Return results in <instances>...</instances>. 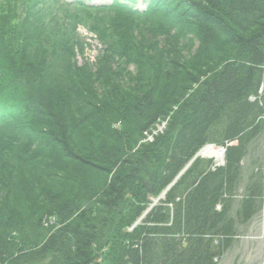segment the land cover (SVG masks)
<instances>
[{
  "label": "trees",
  "instance_id": "obj_1",
  "mask_svg": "<svg viewBox=\"0 0 264 264\" xmlns=\"http://www.w3.org/2000/svg\"><path fill=\"white\" fill-rule=\"evenodd\" d=\"M34 1L42 0H27L26 8L14 0H0V26L7 19L5 28L0 27V264H94L100 251L103 264H217L215 260L228 251L234 236L229 208L216 210L221 188L227 191L234 186L237 162L245 151L247 136L253 138L259 128L254 123L260 110L249 102V97L257 92L263 76L264 0H215L224 24L217 25V30L239 46L238 51L233 47L237 54L226 59L215 77L204 81L200 92L193 94L183 111L171 119L164 136L150 148H143V153L154 161L148 166L137 163L143 153H134L127 159L124 151L136 147V132L142 134L167 117L172 104H178L186 86L192 85L183 70L191 71L193 60H180L178 49L174 57L146 54L145 41L131 33L144 25L139 15H149L133 9L138 0H124L125 4L114 0L108 5L60 3L66 13L72 12L71 18L59 16L62 25L55 33L60 40L43 32L41 35L44 28L56 26L58 20L43 11L35 12ZM46 1L43 0L45 6ZM177 1L185 10L172 13L170 5ZM153 3L162 29L144 30L149 41L165 29L167 43L174 46L179 26L188 27L182 29L183 37L195 33L202 42L211 38L205 26L194 31L195 26L180 25L181 20L194 25L196 21L201 25L208 21L190 2ZM85 12L112 13L109 18L115 21L109 22L107 17L101 19L104 21H91ZM121 17L124 18L119 24L116 18ZM72 19L89 26L98 36L102 45L98 65L75 64L73 45L79 38ZM39 22L40 27L35 25ZM201 29H206V33H196L203 32ZM67 30L70 34L65 33ZM236 33L243 35L240 41L235 39ZM159 60L165 74L160 75L155 69ZM126 66L137 69L136 78H131L138 79L137 87L130 92L117 84L115 76L127 74ZM154 75L157 76L152 80ZM97 93L104 99L99 101ZM98 101L102 108L96 106ZM74 112L84 115L76 116ZM122 119L130 135L111 129V124ZM93 122L108 128L102 133H110L112 142H105L99 152H80L83 149L76 147L77 159L65 143L75 142V134L84 133L78 130L80 125ZM75 143L82 147V141ZM230 143L234 145L227 148L225 168L211 173V162L197 159L164 201L149 209L148 197H159L204 145ZM60 147L70 157L52 154ZM124 162L128 177L132 178V184L127 186ZM22 175L28 184L18 182ZM18 184L22 185L21 190L26 185H49V192L42 191L34 199L28 196L30 193H21L24 200L28 196L24 202L27 207L17 206L22 215L30 214L32 230L26 229L16 207L11 208V200L17 201ZM42 200L52 210L44 214L58 221L54 231L41 227L43 213L32 217L31 206L36 207ZM148 209L140 224L129 232L126 228ZM253 209V203L248 201L238 214L249 221ZM116 217L124 226L112 224ZM107 239L112 243L102 246ZM104 247L107 249L102 250Z\"/></svg>",
  "mask_w": 264,
  "mask_h": 264
},
{
  "label": "rangeland",
  "instance_id": "obj_2",
  "mask_svg": "<svg viewBox=\"0 0 264 264\" xmlns=\"http://www.w3.org/2000/svg\"><path fill=\"white\" fill-rule=\"evenodd\" d=\"M16 3L20 4H25L26 8V1L27 0H14ZM25 3H22V2ZM64 0H47L46 6L44 5L43 0L42 1H34L32 3V7L35 12H45L47 15H54L57 19H54L57 25L54 27L47 26L41 31L46 33L49 38H55L56 40L59 39V34L55 33L59 31L60 25H62L61 20L59 16L66 15L70 17L72 15V12L66 13L65 11L67 10L66 8H62L59 10V7H61V2ZM66 1H73V0H66ZM83 2H92L93 5L95 4H101V5H108L111 4L114 0H80ZM137 1V0H136ZM186 2H190L191 5L196 6L195 11H199L200 13L206 15L207 23L203 20V23L199 21L197 22V25H194V22L191 21H183L182 24H180V20H177L181 26H195L194 31L199 29V27H207L208 32V37L211 38H206V41H201V39L198 37L197 34H192L188 35L189 37H183V28L188 27H183L181 28L180 26L177 27V44L175 43L174 46L169 45L166 41L165 37V29H163L164 33L163 34H157L156 36H151L152 40L149 41V38L146 37L145 33H143L144 30L148 29V27L155 28V27H160L162 29V26H160L162 23L160 21V16H157V14H154L155 12V5L153 3V0H138L133 4V9L135 11L140 12H145V14L149 15H139L141 17V21L144 25H142L138 31L131 30L132 35L135 34L138 36L139 39H142L145 41L143 45L146 46V54L151 55L150 57H155V53H163V56H173V54L177 53V49L181 52L179 55L180 60L181 59H192L193 63H190L191 66V71L187 68L183 70V73L186 78L189 79L190 83L192 85H187L185 88V93H183V97L178 98V104H172L170 108V112L167 115V117L163 119H159L155 124L150 125L147 127L148 130H145L142 134H139L136 132V137H138L137 145L134 147V149H130L131 151H124L126 154L127 159L130 158L134 153L140 152H146L143 148H150L155 144L157 139L160 136H164V134L168 131V129L171 127V119L173 117H176L181 111H183L184 106L187 105L193 94H198L201 90L202 84L206 79H211L215 77L219 72H221L224 62L226 59H229L231 56L236 55V50L238 51L237 45H234L233 43H230L225 37L224 34H221L222 32H218L217 30V25H222L223 21L219 16H221V12H217L216 7L217 4L215 0H185ZM119 3L125 4L124 0H119ZM161 3V2H159ZM31 4V1H30ZM181 2H175L174 6L170 5V9L172 13H174L177 10H185V7L183 4L181 5ZM211 6V7H210ZM150 8V9H148ZM177 9V10H176ZM148 10V11H147ZM87 18L91 21L93 20H101L105 19L106 17L109 19V22L112 21L114 22L115 20L111 17L109 18V14L112 13H104V12H95V13H83ZM89 15V16H88ZM71 18V17H70ZM121 18H116L119 22V24L122 22ZM146 18V19H145ZM15 19V18H14ZM203 19V18H200ZM7 20V19H6ZM6 20H4V24H6ZM20 20V19H19ZM38 20V19H37ZM151 20V21H147ZM72 21H74L72 19ZM104 21V20H101ZM75 22V21H74ZM76 23V22H75ZM3 26H0L3 28ZM40 22L35 24L36 26L40 27ZM199 24V25H198ZM7 25V24H6ZM121 26V25H120ZM199 26V27H198ZM213 28V29H212ZM206 29H201L198 30L196 33L205 34ZM123 31V30H122ZM215 33H214V32ZM75 34L76 36L78 35L79 40L77 43H73V47L76 50L75 53V64L78 66H83L85 64L89 65H95L99 63L100 58H99V50L101 49L100 42L98 41V36H96L92 31H90L89 26H84L81 22L76 23V28H75ZM120 32V31H119ZM172 32H175V30H172ZM207 32V33H208ZM66 34H70L67 30L65 32ZM219 33V34H217ZM182 34V35H180ZM240 36L242 37L240 33H236V40L240 41ZM202 38V37H201ZM55 40H51V42H54ZM215 41V42H214ZM193 44V45H192ZM142 45V44H141ZM188 45H192V48H190ZM234 45V46H233ZM233 47H236L233 49ZM170 53V54H168ZM210 53V55L208 54ZM190 57V58H188ZM176 58V57H175ZM204 63V65L201 66V64ZM232 61H228V64H231ZM98 65V64H97ZM156 68L158 69V74H165V70L163 72V62L162 60L157 61L155 64ZM90 66V67H91ZM112 66V65H111ZM103 68H106V66H103ZM113 69L115 67H112ZM199 68V71L197 70ZM261 69L263 70V76L261 83L257 87V92L253 93L252 96L249 97V102L255 104L256 110H260L259 116L255 118V123L254 125H258V131L256 134H253V138L250 139L249 136H247V143L245 144V151H243L242 154L239 156V160L237 162V177L235 183L233 182L234 186L230 188V190H225L224 187L221 188L222 195H221V201L217 205L216 210L218 212H221L223 209V206H227L229 208V217L233 220L234 224V236L232 237V245L228 249V251L223 255V257L220 260H215L217 264H264V62L262 63ZM127 74L122 75V74H116V80L117 84L119 86L124 87L125 89H129L132 91L135 89L137 86V80L132 81V79L136 78V72L137 69L133 66H126ZM155 76L152 78V80L155 79ZM142 77H145L144 75ZM160 77V76H159ZM195 80H193L194 78ZM132 78V79H131ZM162 80L164 78L162 77ZM124 90V89H123ZM126 91V90H125ZM136 95V94H135ZM97 96L100 99H104L103 96L99 93H97ZM120 99V97H119ZM96 102V106L99 108H102V105L99 104L100 102ZM124 102V101H123ZM121 106L119 103L114 102ZM186 110V109H185ZM76 116H83V112H74ZM75 115H72L73 117ZM102 117L104 118V121L107 123L106 116L103 114ZM117 119V118H116ZM111 120V118H109ZM125 121L124 119L122 120H117L115 123L111 124V129L114 131H122V134L127 133V124L126 128L125 127ZM81 129H78L79 131L83 130L84 133H79L80 135L78 136L75 134L77 137L73 138V141L79 142L82 141V147H78L75 142H71L65 145L70 146V151L74 153L77 159H79V149H83L82 151H85L84 149H91L94 151L99 152V150L102 148V145L105 144V142H110V133L108 134H103L102 132L106 131L108 132V128L103 124L98 126V123L96 124L93 122L92 124H83L80 125ZM74 129V128H73ZM86 129H89L86 131ZM109 128V131H111ZM100 132L103 134L101 135ZM121 134V135H122ZM130 135V133L128 132ZM133 136V135H132ZM137 140V139H136ZM112 142V141H111ZM86 143V144H84ZM228 146H233V143L227 144ZM74 146V147H73ZM100 146V147H99ZM211 146H214L211 148ZM228 146L226 145H213V144H207L204 145L196 155L193 156V158L184 166V168L179 172L178 177H182L188 169L191 168L192 164L197 160L201 159L207 162H211V168L209 172L215 173L219 169H223L226 166L227 160H226V154L228 151ZM77 147V148H76ZM212 150H211V149ZM101 151V150H100ZM52 154L55 155H61L62 157H70L68 155V152L64 148H57L56 150L52 151ZM77 154V155H76ZM142 158L137 160L138 162H142V164H146V166L149 165V163L153 164L154 161L150 159V156L145 153L142 154ZM223 156V157H222ZM125 157V158H126ZM67 161V159H65ZM82 162V161H81ZM67 163H70L67 161ZM127 163L124 162V170L127 172L126 175L127 177L124 179V186L131 185L132 184V178L128 177V170H127ZM116 165V164H115ZM123 163H121V166ZM112 166L115 167L112 163ZM115 170L117 171V165ZM36 173V172H35ZM29 174V173H28ZM32 177H36V174ZM13 180V179H12ZM11 180V181H12ZM27 177L25 175L21 176V179H19L18 182L22 183H27ZM176 178L165 188V190L162 192V194L159 197H151L149 196V209L155 207L156 205H160L162 201H164L166 194L172 189L178 182ZM48 184V183H47ZM22 185L18 184V197L16 198L17 201L11 200L13 203L11 208H15L21 216H23L24 220H21L24 222V224L27 225L28 230H32L33 226L30 225V214H21V211L18 209V206H21L22 208H26L27 206H24V202H26V199L29 197H32V199L36 198L35 196L39 197L40 192H47L49 185L47 187H41V184H37L35 188L30 187V185H26L23 187L21 190ZM46 188V190H45ZM52 191V189H51ZM49 192V191H48ZM21 193H30L28 194L27 198L24 200L23 195ZM26 196V195H25ZM82 197V196H81ZM83 198V197H82ZM45 201V200H44ZM43 200L39 203H35V205H38L33 207L31 206V209L33 210L32 212V217L34 215H40L41 213L44 214L51 212V207L47 206L46 201L44 202ZM248 201H251L253 203V215L252 218L249 221H245L242 219L238 212L241 211V206L243 203H246ZM10 202V203H11ZM44 202V203H43ZM131 204H134V201L130 202ZM128 204V203H127ZM50 208V209H49ZM149 209L132 225L131 227H127L129 232H132L139 224L140 222L144 219L146 214L148 213ZM40 216V223L41 227H43L45 230L46 229H51L55 230L58 227V221L55 218L49 217L50 214H44ZM136 215V213H135ZM35 218V217H34ZM114 225H118L119 227L124 226L125 223L121 222L117 217L114 218V221L112 222ZM25 225V226H26ZM25 226L23 227L24 230ZM30 227V228H29ZM125 229V230H126ZM52 231V232H53ZM127 231V232H128ZM33 232V231H32ZM112 243L110 239L104 240L101 244L102 246H108V243ZM100 244V245H101ZM109 247V246H108ZM107 249V247H104L102 250ZM100 251L98 255V259H100L99 264H103V260L100 254H102ZM94 264H97L95 261Z\"/></svg>",
  "mask_w": 264,
  "mask_h": 264
},
{
  "label": "bare ground",
  "instance_id": "obj_3",
  "mask_svg": "<svg viewBox=\"0 0 264 264\" xmlns=\"http://www.w3.org/2000/svg\"><path fill=\"white\" fill-rule=\"evenodd\" d=\"M61 1V0H60ZM81 1L80 0H73V1H66V0H64V1H62L61 3H70V4H74V3H77V5H79V4H81L80 3ZM84 4L85 5H93V3L92 2H88V3H86V2H84ZM95 5H100V4H95ZM61 9H62V7H60ZM99 42H100V40H98ZM100 44V46H101V48H102V45H101V43H99ZM214 145V144H213ZM228 146V145H227ZM214 146H211V148H213ZM223 157V156H222ZM176 179L177 180H179L180 179V177H176ZM99 261H100V259H96V262H97V264H99Z\"/></svg>",
  "mask_w": 264,
  "mask_h": 264
},
{
  "label": "built area",
  "instance_id": "obj_4",
  "mask_svg": "<svg viewBox=\"0 0 264 264\" xmlns=\"http://www.w3.org/2000/svg\"><path fill=\"white\" fill-rule=\"evenodd\" d=\"M211 149V148H210ZM212 150V149H211Z\"/></svg>",
  "mask_w": 264,
  "mask_h": 264
}]
</instances>
